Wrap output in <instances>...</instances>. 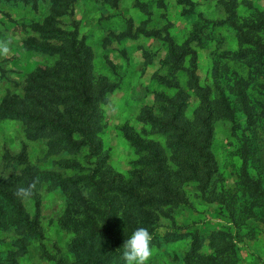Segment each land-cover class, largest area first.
I'll return each mask as SVG.
<instances>
[{"label":"rangeland","instance_id":"obj_1","mask_svg":"<svg viewBox=\"0 0 264 264\" xmlns=\"http://www.w3.org/2000/svg\"><path fill=\"white\" fill-rule=\"evenodd\" d=\"M52 1L0 0V39L13 38V54L0 59V108L11 95L24 96L29 74L56 61L26 45L32 26L51 16ZM57 20L67 30L78 24L79 39L93 55L92 75L114 85L96 135L103 173L116 177L109 223L115 240L90 238L91 227L81 224L95 215L102 227L94 212L101 204L88 180L76 191L64 186L68 193L44 183L36 199L23 202L31 218L37 216L41 235L21 246V234L0 227V264H124V241L138 227L153 236L149 264H264V0H119L115 6L74 0ZM192 72L201 86L213 88V98L231 106L232 118L214 123L218 172L208 183L174 181L187 204L155 211L150 219L120 212V197L144 171L143 155L129 139H150L172 159L167 135L143 121L144 110L160 117L162 97L186 93L184 116L192 121L199 107ZM47 141L29 138L21 120L0 118V177L19 176L27 165L74 179L96 168L87 148L51 154ZM242 167L260 183L257 192L242 185ZM78 191L89 201L85 215L75 204Z\"/></svg>","mask_w":264,"mask_h":264},{"label":"trees","instance_id":"obj_2","mask_svg":"<svg viewBox=\"0 0 264 264\" xmlns=\"http://www.w3.org/2000/svg\"><path fill=\"white\" fill-rule=\"evenodd\" d=\"M105 1L115 6L119 0ZM73 2L74 0H53L51 16L45 23L32 26V32L26 39L27 48L49 54L56 61L51 66L38 67L27 76L24 96L11 95L0 108V118L23 121L31 139L48 138L47 145L51 154L74 153L87 148L89 158H95L96 168L88 175L74 179L63 178L53 172L41 171L36 166L27 165L19 176L0 177V227L21 234L24 238L21 246L41 233L37 230V216L31 218L24 203L14 192L17 187H27L37 178V190L42 184L48 183L54 189H63L65 193L68 190L64 186L76 191L81 179L88 180L93 197L101 204L94 212L101 216L102 227L96 221L95 215L88 217L87 223L81 224L91 227L90 238L104 235L115 240L110 234L109 223L114 217L115 199L112 194L116 177L103 173L105 164L102 163L105 158L101 156V145L96 135L99 131L101 105L106 103L107 94L113 91L114 85L103 77L92 75L93 55L79 39L78 24L72 22L73 29L67 30L57 20L72 8ZM229 11L232 19H235L237 13ZM172 57L179 59L176 53ZM190 77L191 89L199 97V107L192 121L184 116L188 100L186 93H180L174 98L162 97L160 117H153L148 109L144 110L148 114L143 121L167 135L172 159L165 155V150L159 144L150 139H144L140 135L129 139L143 155L140 163L143 164L144 171L143 174L134 176L135 180L130 181L126 192L120 197V212L135 211L139 216L150 219L155 211L161 212L165 207L187 204L182 191L174 186V181L180 179L184 182L208 183L218 172L219 165L213 152L214 123L232 118L231 106L224 98H213V88L201 86L194 72ZM241 179L242 185L251 192L259 190L260 183L251 179L243 167ZM76 196L77 210L85 215L90 210L89 201L81 191ZM227 196L226 192H222L221 198L224 202ZM37 197L36 194L33 196L35 199ZM125 202L127 206L124 205ZM117 208L119 209V199ZM138 221L132 220V225L137 227Z\"/></svg>","mask_w":264,"mask_h":264},{"label":"clouds","instance_id":"obj_3","mask_svg":"<svg viewBox=\"0 0 264 264\" xmlns=\"http://www.w3.org/2000/svg\"><path fill=\"white\" fill-rule=\"evenodd\" d=\"M12 44L13 38L10 36L0 39V59H7L13 54ZM38 184L39 180L37 178L27 187L19 186L16 188L14 195L21 202L28 201L36 194ZM152 240L153 236L147 228L138 227L131 237L124 241L122 256L124 264H149L153 256Z\"/></svg>","mask_w":264,"mask_h":264}]
</instances>
